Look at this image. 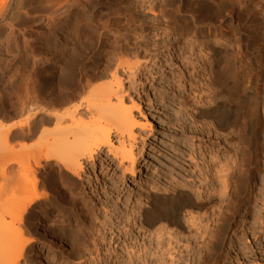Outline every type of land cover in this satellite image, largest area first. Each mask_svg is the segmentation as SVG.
<instances>
[{
  "label": "bare ground",
  "instance_id": "obj_1",
  "mask_svg": "<svg viewBox=\"0 0 264 264\" xmlns=\"http://www.w3.org/2000/svg\"><path fill=\"white\" fill-rule=\"evenodd\" d=\"M82 1L83 0H60L57 4H59L58 6L61 8L63 5L69 4L71 10H65L69 14V12L76 10ZM98 1L101 2L102 0ZM199 2L202 6L199 17L203 23L204 19L207 17L205 15V8L209 13L210 11L212 12L210 13V17L216 20V23L217 20L221 21L224 17H228L230 22L224 26L225 31L222 33L223 35L225 34L224 42L219 43L216 41L217 39L213 42H208V40L206 41L204 39L199 43V127L195 129L199 130V139L202 145H200L199 154H196L194 150L188 153L189 162L186 163V166L184 165L186 168H189L191 173L194 174L197 171L198 173H196L199 174L198 194L194 196L188 190L181 189L178 190L175 195H169L164 192L161 193L160 196L158 194H153L149 201V207L142 209L138 214L139 219L134 217V219H132L126 216L127 218L124 217V223H121V220L120 223L119 220H116L120 212L117 211L118 207L112 204L114 205L113 209L118 213L117 216H115L114 212H111L113 215L110 214L109 217H105V215L104 217H94L92 221H90L91 223L84 233V236L81 234L85 242L87 238H92L91 242L96 245V247L94 246V249L96 248L94 253L95 256L92 257L93 259L97 257V260H94V262L91 261V264H221L226 258L229 259L230 255L223 252L216 253V251L222 248L223 240L230 228H234L233 233L245 229L252 232V234L256 233L255 230L258 222L253 221L254 224L247 227L248 223H245V220L240 218L239 213L246 205H248L246 207H249L252 202H259V199L261 200L263 198H259L261 195L258 197L252 190L251 183L254 179L251 169L247 167L245 161L246 159L254 158L257 163L252 166L253 168H259V166L261 167L264 163V159L259 157L261 151L259 148L264 144V101L262 102L264 96L261 100L263 111L257 115L256 121H254V136L246 135V130L249 127V121L253 114L251 111H254L251 107L256 106L258 104L257 102H259L260 94H264V77L256 78V82L260 83L259 85L257 83V86L255 85L254 87L245 85L241 88L240 81L241 79H246L247 83L251 82L253 71L256 67H259L264 72V62L261 59L257 62L258 64L251 63L252 61L246 59L244 53L237 52L236 54V51L234 52L236 41L241 42L242 45L247 44L244 32L238 29V26L242 27V25L247 24L244 22L247 16L243 15L245 14V11H243L245 6H243L242 2L236 0ZM83 3L84 1L82 4ZM85 3V6H80H82L83 9L85 7L86 11V5H88V8L89 6L92 7V0H85ZM169 3L170 1L168 4ZM236 5L238 7H236ZM23 6L25 5H23V1L21 0H7V4H5L4 8H0L2 9L0 12V24L3 23L5 26H10L8 28L9 32L7 33L8 39H10L13 35L12 33H14V24H10L6 18H16L19 14L18 10L23 8ZM128 6H123L122 10L127 9ZM52 7H54V5ZM92 8H90L91 11ZM237 8L240 9H238V12L236 11ZM46 9H50V7H46L45 10ZM79 9L81 10V8ZM58 10L60 12L62 11L60 9ZM174 10L176 9H171L172 12ZM76 11H78V9ZM85 11L84 13H86ZM70 14L72 15V13ZM78 14L79 13H77V15ZM234 17L239 19L238 22L234 24L235 27H232V22H234L235 19ZM45 18H47V21H55V18L52 16H45ZM126 18L128 21L131 20V16H126ZM83 19L84 22L81 26L77 22L79 19H76V22L73 21L74 19L72 20L75 22L73 25L75 28V35L71 40L72 45L69 47L67 46V49L71 50L69 57L73 65L70 63L69 67L66 68L64 64H62L63 67L61 69L63 74H67V79H65L67 87L71 88L72 91L71 101L61 100L62 102H57L54 99V95L58 90L57 88L60 87L56 75L59 61L55 60V53L52 55L49 54L52 53L54 49H43L40 52L42 54H40V56L42 57L39 62H34L30 65L26 64V67H24V73L19 83V88H21V90H17V92L20 91V100L18 99L17 102L20 101V111L31 113L28 115L29 117L26 121L28 130L27 132L24 131L25 133L23 132L22 137L34 135L41 124L54 123L55 127H53V125L51 130L47 127L46 129L43 126L42 128L40 127L41 129L44 128L40 130L41 132L39 134L41 137L39 158L43 161H37V164L42 171L51 174V176L62 173L72 178L77 177L81 181L82 173L87 169V182L92 183L93 179L97 181L95 185H92V191L95 195L100 194L99 189L102 188V190L105 193L108 192L111 197H116L119 193L127 189L126 174L135 176L138 160L137 154L140 157L144 155L146 145L151 144L149 141L152 131L151 123L149 119L143 115L144 113H142L139 108V103L135 101V99H130L131 96L129 97L131 104L126 102V90L122 88L123 80L116 72L119 70L118 68H121L120 70L123 69L124 78L130 80L129 84L132 86V89L133 87L135 89L137 85H142L141 82L143 78H151V80H153L154 77H167V73H164L163 69L156 70L157 67L161 68L163 66L164 61L161 59L163 54L161 46L163 45H161L159 49H156L157 53L154 52L152 56L144 54L143 60L130 64L118 57V54H120L124 48L122 43H120V45L117 44L120 40L117 41L114 39V41L110 42V45L105 46L106 42L110 39L109 34H112L114 37L116 31L113 32L110 30L106 22L101 21V23L99 21L100 23L98 26H92L90 25V18H88V16H86V18L83 17ZM180 22L182 21L180 20ZM4 25L2 27H4ZM215 27L216 26H210V29ZM204 28L205 27H201L199 31L200 34L203 33ZM233 29H235V32L238 30L237 32L240 33L239 37L242 36V39L241 37L236 39L233 38L234 35L231 34ZM82 38L84 42H78L82 40ZM133 38L135 39V43H133L136 48V50L133 51L136 54H139L140 51H144L145 53L153 49L151 48V44L148 45V40L139 38L137 35H134ZM171 38L172 37L168 36L169 41L164 42V44L170 42L172 45ZM90 42L93 43V46H90L92 44H90ZM248 44L251 46L252 43L248 42ZM106 53H109L106 60L105 58L103 61L101 60L103 62V70H106L107 73L108 70L111 72L113 69V80L110 83L91 85V80L96 77L100 78L102 75L105 76L106 73L102 74L103 71L102 73L91 74V76H89L88 72H81V70L78 72L79 69L76 68H83L82 66L86 65L88 63L87 61L90 60L92 56L98 55L102 58ZM190 53L191 56L194 54L192 51ZM48 54L49 56L51 55V59L46 58ZM235 56H239L240 58L239 65L235 63ZM186 60L187 59H185L183 63H181L182 61L180 62L182 65H179L181 68L177 73L186 72L187 69H191L190 67H194L192 61ZM172 72L175 73L174 70H172ZM13 92L16 94V90ZM225 92L228 93L230 99L227 100L221 97ZM58 93L59 92H57V95ZM239 93L242 94L238 96L237 94ZM12 97V99H14V96ZM46 99H48V101ZM74 99L75 101L77 100L76 104L67 107L60 113H51L54 109L49 113V111H47L48 109H46L45 111H47L46 113L48 115L38 116L39 119H36L37 121L33 118L37 111V104L40 101H43V103L49 102L51 106H54L56 104L67 105V103L73 102ZM234 99L237 100L236 103L232 102L231 104V101ZM44 100L47 102H44ZM247 106L251 107L249 108ZM244 107H247V111L245 112V116L248 117L247 120L244 119L237 129L228 133L229 137H226L227 135H221V130L230 128L236 121V111ZM85 118H88L92 123L85 121ZM14 126H16L15 123L9 124L7 129H4L5 131L3 133H1L2 131L0 130V141L3 140L6 143L9 139V135H11L10 137L16 136V133H10ZM229 139L241 141L248 139V148H234L232 154H228L227 157H222L219 155V150L214 149L212 146L207 148L208 146L205 145L207 141L213 145L214 143L220 144L221 140L228 141ZM115 142L117 144H115ZM249 146L254 147L253 151L249 150ZM9 160L10 162L8 161L9 164L7 163L5 168V171L9 174L8 185L10 186L9 189L16 190L18 183L14 178L18 173L17 171H20L22 168V164L17 160ZM24 167L25 166H23V168ZM98 167L100 168V172H97ZM89 169H91V171H89ZM110 170H112L111 173ZM32 174V177L25 178L20 188H23L25 183L26 186L33 189V192L29 194L27 201H25V194L21 193L23 191L20 193L16 192V196H13L15 194L12 193V198L10 194L8 198V207L12 208L13 211L8 221L0 216V227L5 223L9 227L16 226L15 228H17L18 231L21 230L22 226L26 225L27 220H25V217L28 216V206L35 200L46 197L44 192L38 193L36 191L38 180L34 172ZM80 181L76 184L78 187H82ZM119 182H121V185ZM262 190V187H258V191L262 192ZM11 192L12 191H10V193ZM208 205L210 207L206 210L205 208ZM199 210H201L200 213ZM256 219H258V217ZM261 223L262 222H259L258 224L262 225ZM136 228L138 230H135ZM163 236L168 238L167 241ZM154 239L156 243H154ZM114 240L121 243L119 245L120 248L118 250L115 248L111 250L107 247L106 251L103 250L106 253V257L102 259L103 254L100 256V248L97 246L99 245L98 242L110 243ZM29 242V240L22 241L21 243L15 240L11 242V246L16 245L15 247H17V257L21 256L25 249V245ZM6 246L7 243L0 242V250ZM84 251H86V249ZM253 254H256V252L254 251ZM89 256L91 257V255ZM243 256L244 257H239L237 262H235L237 264H247V261L253 255L246 256L243 254ZM17 257H12L14 261H12L11 264H18ZM21 258H23V256ZM229 263L231 262L229 261Z\"/></svg>",
  "mask_w": 264,
  "mask_h": 264
},
{
  "label": "rangeland",
  "instance_id": "obj_2",
  "mask_svg": "<svg viewBox=\"0 0 264 264\" xmlns=\"http://www.w3.org/2000/svg\"><path fill=\"white\" fill-rule=\"evenodd\" d=\"M21 1H23V5L25 6L18 10L19 14L17 17L12 19L11 17L6 18L10 24H14V33H12L13 35L10 39H8L7 36L10 26H5L3 23L0 24V64L2 63L0 65L1 133L7 129L9 124H16L10 131V133H16V136L10 137L11 135H9V139L6 142L7 144L3 140L0 141V216L6 221L9 220V216L13 211L12 208L8 207V198L10 194L12 198L17 195L16 192L20 193L23 191L21 193L25 194V201L28 200L29 194L33 192V189L26 186L25 183L23 188L20 187L23 185L26 177L33 176V172L38 180L36 191L38 193L44 192L46 197L43 198L44 200H35L28 206V216L26 215L27 217H25V220H27L26 225L22 226L21 230L18 231V229L15 228L16 226L9 227L5 223L0 227V242L7 243V246L0 250V264H11L14 258L17 257L16 245L11 246V242L14 240L18 243L25 240L30 241L27 243L28 245L26 244L27 246L25 245V249L21 256L17 257L18 264H91V261L94 262V260H97V257H95V259L92 257L95 256L94 253L96 248L94 249V246L96 247V245L91 242L92 238H87L88 240L86 239L85 242L82 236H84V233L89 228L90 221H92L94 217H104V215L105 217H109L110 214L113 215L111 212H114L115 216H117L118 213L113 209L114 205H116V207H118L117 211L120 212L116 220H119V223L120 220L121 223H124V217L139 219L138 214L142 209L149 207V201L153 194H158L160 196L161 193L164 192L169 195H175L178 190L181 189L188 190L194 196H197L199 191V174H197V171V173H191L189 168L185 166L186 163L189 162L188 153L194 150L196 154H199V148L200 145H202L199 139V130L195 129L199 127V43L204 39L206 41L208 40V42H213L216 39L219 43L224 42L225 34L223 35L222 33L225 31L224 26L230 22V19L224 17L223 20H217L216 23V20L210 17V13L212 12L210 11L209 13L205 8V15L207 17L204 19V23L201 21L199 12L202 6L199 1L210 2L212 0H102L101 2L92 0V7H94L92 8L89 6L88 8V5H86V11L85 7L84 9L82 7L86 4L85 0H83L84 3L82 4V1L77 7L78 11H76V9L69 12V14L65 11L71 10L69 4L63 5V9V6L61 8L58 6L59 4H57L60 0ZM169 1L170 5L168 4ZM236 1L242 2L243 6H245L244 9L241 8L242 6L239 8L245 11L243 15L247 17L244 22L247 24L245 23L246 25H242V27L238 26V29L244 32L247 44L242 45L241 42L236 41V44L234 43V52L236 51V54L237 52L244 53L246 59L252 61L251 63L256 64L261 59L264 62V0ZM0 3V8L3 9L5 4H7V0H1ZM53 5L54 7H52ZM123 6H128V8L122 10ZM46 7H50V9H46L47 12L45 10ZM236 7L238 6L236 5ZM79 8H81V10ZM90 8H92V11ZM239 8H237V12L240 10ZM2 9H0V12ZM58 9L62 11L60 12ZM171 9H176L173 11L174 14ZM83 10L86 13H84ZM70 13H72V15ZM77 13L79 14L77 15ZM85 15L90 18V25L98 26L102 21L106 22L110 30L113 32L116 31L114 37L112 34H109L110 39L107 41L108 43L106 42L105 46L110 45V42L114 41V39L117 41L120 40L117 44L120 45V43H122L124 48L122 52L118 54V57L130 64L143 60L144 54L152 56L154 52L157 53L156 49H159V47L163 45L161 46L163 53L161 59L164 61L163 66L161 68L157 67L156 70L163 69L164 73H167V77H154L153 80H151V78H143V80L145 79L146 81L142 80V85H137L135 89L134 87L132 89V86L129 84L130 80L124 78L123 69L120 70L121 68H118L119 70L116 72L123 80L122 88L126 90V102L131 104L129 100L131 96L130 99H135V101L139 103V108L142 113H144L143 115L149 119L152 129L149 141L151 144L146 145L143 156L140 157L137 154L138 160L135 176L126 174L127 189L119 193L116 197H111L109 193H105L102 188L99 189L100 194L95 195L92 191V185H95L97 181L93 179L92 183L87 182V169L82 173L81 181L77 177L72 178L62 173L51 176V174L42 171L37 164V161H43L39 158L41 150V137L39 134L41 132L40 130L44 129H41L42 126L45 127V129L47 127L51 130L55 127L54 123L41 124L34 135L22 137L23 132H27L28 130L26 121L29 117L28 115L31 113L20 111V101L17 102L18 99L20 100V91L17 92V90H21V88H19V83L24 73V67H26V64L30 65L34 62H39L42 57L40 56V52L43 49H54V51L49 54L52 55L55 53L54 58L56 57L55 60L59 61L56 75L60 84V87L57 88V92L59 93L57 95L56 92L54 99L57 102L71 101L72 91L66 84L67 74H63L61 69L63 67L62 64L67 68L69 64L72 63L69 57L71 50H68L67 46L69 47L72 45L71 40L75 35L74 23L79 19L77 22L81 26L84 22L83 17L86 18ZM45 16L54 17L56 22L54 20L47 21ZM126 16H131V20L128 21ZM234 18L232 27L239 19L237 17ZM57 19H60L61 22ZM72 20L76 21L73 22ZM180 20L182 22H180ZM3 25L4 27H2ZM200 26L205 27L202 34L199 33L201 29ZM210 26L216 27L210 29ZM234 30L235 29L231 32V34L235 36H233V38L236 39L241 37L242 39V36L239 37L240 33L237 32L238 30H236V32ZM134 35L148 40V45L151 44V48L153 49L151 51H146L147 53L140 51L139 54H136L133 51L136 50L134 46ZM168 36L172 37V45L170 42H168L169 44H164V42L169 41ZM81 41L84 42V39L82 38V40L78 42L81 43ZM248 42L252 43L251 46ZM91 43L92 42H90V44ZM90 46H93V43ZM191 51L194 52L192 56L190 53ZM49 54L46 56L47 59L52 58ZM108 55L109 53H106L102 58L98 55H94L87 61L88 63L86 65L82 66L83 68L76 69H79L78 72L80 70L81 72H88L89 76H91V74L102 73L103 71L102 74H105L106 70H103L102 61L104 58L106 60ZM185 59L192 61L194 67H190L191 69H187L186 72L177 73L181 68L179 65L185 62ZM239 59V56H235L234 58L235 63L238 65ZM172 70H174L176 74L173 73ZM108 72L105 76L102 75L100 78L96 77L91 80V85L110 83L113 80L112 74L114 70L112 69L111 72L108 70ZM261 77H264V72L259 67H256L253 71L252 81L247 83L246 79H241L240 86L241 88L245 85L251 87L257 86L258 82H256V78ZM12 90H16V94H14L15 92ZM240 94L242 93L237 95L240 96ZM260 95L259 102H257L258 104L256 106H247L254 109V111H251L253 114L249 121V127L246 130V135L248 136H254V121H256L257 115L263 111L261 103L264 101L262 100L264 94ZM12 96H14V99H12ZM221 97L227 100L230 99L226 92L223 93ZM46 100L48 101V99ZM46 100H44V102H47ZM76 101L74 99L73 102L67 103L69 106L66 104L51 106L49 102L43 103V101H40L37 104L38 106L36 105L37 111L33 118L34 120H38V116L48 115L46 112L49 111L50 113L53 109L56 110H53L54 112L51 111V113H60L67 107L76 104ZM236 101V99L232 100L231 104L232 102L236 103ZM247 107L236 111V121L230 128L221 130V135H227L226 137H229L228 133L237 129L244 119L247 120L248 117L245 116ZM46 109L48 110L45 111ZM85 121L92 123L88 118H85ZM228 141L221 140L220 144L214 143V146L207 141L205 145L208 146L207 148L212 146L214 149L219 150V155L222 157H227L228 154H232L234 148H248V139L243 141L229 139ZM115 144L117 143L115 142ZM253 149L254 147L249 146L250 151H253ZM259 149L261 150L259 157L264 159V144L260 146ZM9 159L17 160L22 164V168L20 171H17L18 173L14 178L18 183L17 189L15 188L16 190L9 189L10 186L8 185L9 174H7L5 168L7 163L9 164L10 162ZM256 163L254 158H249L245 161L247 167L251 169L254 179L251 183L252 190L258 197L261 195L259 198L263 197L261 199L263 201L258 198L259 202H252L249 207H246L248 206L246 205L242 208L243 210L241 209L242 211L239 214L240 218L245 220V223H248L247 227L254 224L253 221L258 223L262 222V225L257 223L256 233L254 234L246 229L233 233L234 228H230L223 240L222 248L216 251V253L223 252L230 255L229 259L226 258L221 264H237L238 258L244 257L243 254L246 256L253 255L247 261V264H264V163L261 167L259 166V168H253L252 166ZM23 166L25 167L23 168ZM89 171H91V169H89ZM111 171L112 170H110V173ZM97 172H100L99 167L97 168ZM79 181L82 187L76 185ZM119 184L121 185V182H119ZM258 187L263 188L262 192L258 191ZM9 190L12 192L10 193ZM12 193L15 195L12 196ZM209 205L206 206V210L210 207ZM200 211L201 210H199V213ZM256 216L259 220L256 219ZM135 230L138 229L136 228ZM164 237L165 236H163V238ZM165 239L167 241L168 238L165 237ZM98 243L99 245L97 246L100 248V256L103 254L102 259L106 257V253L103 250L106 251L107 247L111 250L114 248L118 250L121 244L117 240L111 241L110 243ZM154 243H156V240ZM82 244L85 245L83 246ZM83 249H86V251ZM254 251L256 254H253ZM89 255H91V257ZM22 256L23 258H21ZM229 261L231 263H229Z\"/></svg>",
  "mask_w": 264,
  "mask_h": 264
}]
</instances>
